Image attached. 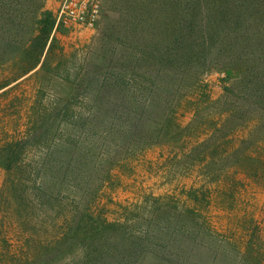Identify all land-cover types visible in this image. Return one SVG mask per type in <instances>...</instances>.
<instances>
[{"label": "rangeland", "instance_id": "obj_1", "mask_svg": "<svg viewBox=\"0 0 264 264\" xmlns=\"http://www.w3.org/2000/svg\"><path fill=\"white\" fill-rule=\"evenodd\" d=\"M59 3L0 0L15 43L0 42V158L16 155L0 162V264H264V139L248 168L207 167L185 155L201 126L186 146L158 122L167 89L182 126L222 98L264 0H107L96 28L53 29L35 64Z\"/></svg>", "mask_w": 264, "mask_h": 264}, {"label": "trees", "instance_id": "obj_2", "mask_svg": "<svg viewBox=\"0 0 264 264\" xmlns=\"http://www.w3.org/2000/svg\"><path fill=\"white\" fill-rule=\"evenodd\" d=\"M226 20L227 15L222 14L220 20L213 24L214 30L211 29L210 32L213 35H222V32L227 30ZM55 23L54 16L48 24L49 27L45 22L41 27V35L32 39L30 47L31 50H36L35 64L39 62L43 54L49 33L55 29ZM245 28L248 29L247 26ZM244 37L246 38L244 46L236 50L231 59L232 66L239 76L231 85L224 88L225 94L219 100L211 102L208 96L199 99L194 107V119L190 124L182 126L177 122L178 107L181 104V99L177 97V88L167 89L168 96L158 101L165 116L163 121L161 119L158 121L162 123L159 133L163 135V139L169 142H178L182 139L187 146L190 144L187 136H190L194 129L201 126V130L207 133V137L203 140H194L195 143L190 145L189 151L185 153L192 162H203L207 167L220 163L223 168L233 165L248 168L253 158L252 148L264 139V28H259L254 34ZM0 42L7 47L15 45L10 39ZM246 47H248L247 57H245ZM23 48L24 46L21 47ZM170 57V60L186 62L185 57L179 52L172 53ZM159 62L162 63L161 60ZM164 104L168 106L165 107ZM211 105L215 106L213 112L208 111ZM140 116L139 119L146 126L149 125L147 119L142 114ZM201 119H207V121ZM243 129H247L246 135L237 137L239 131ZM15 144L20 145V143ZM15 156L1 157L0 162L9 166L16 159Z\"/></svg>", "mask_w": 264, "mask_h": 264}, {"label": "built area", "instance_id": "obj_3", "mask_svg": "<svg viewBox=\"0 0 264 264\" xmlns=\"http://www.w3.org/2000/svg\"><path fill=\"white\" fill-rule=\"evenodd\" d=\"M107 0H60L54 31L84 32L96 28L104 17Z\"/></svg>", "mask_w": 264, "mask_h": 264}]
</instances>
